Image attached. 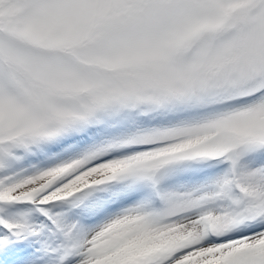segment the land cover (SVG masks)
I'll use <instances>...</instances> for the list:
<instances>
[{
  "label": "snow or ice",
  "instance_id": "obj_1",
  "mask_svg": "<svg viewBox=\"0 0 264 264\" xmlns=\"http://www.w3.org/2000/svg\"><path fill=\"white\" fill-rule=\"evenodd\" d=\"M0 264H264V0H0Z\"/></svg>",
  "mask_w": 264,
  "mask_h": 264
},
{
  "label": "rangeland",
  "instance_id": "obj_2",
  "mask_svg": "<svg viewBox=\"0 0 264 264\" xmlns=\"http://www.w3.org/2000/svg\"><path fill=\"white\" fill-rule=\"evenodd\" d=\"M49 163H54V161H50L45 159L40 164H35L40 167H46ZM32 163H28V160L25 159L21 167L28 168L31 166ZM211 172L210 169L207 168H195L190 171H184L177 174L171 181L167 182L165 187H177L180 188L182 186H193L200 183L202 180L205 179L207 175Z\"/></svg>",
  "mask_w": 264,
  "mask_h": 264
},
{
  "label": "trees",
  "instance_id": "obj_3",
  "mask_svg": "<svg viewBox=\"0 0 264 264\" xmlns=\"http://www.w3.org/2000/svg\"><path fill=\"white\" fill-rule=\"evenodd\" d=\"M26 159L28 160V163H32L31 165L40 164L41 162H43L45 160V159L41 158L39 155H37L35 157H28Z\"/></svg>",
  "mask_w": 264,
  "mask_h": 264
}]
</instances>
